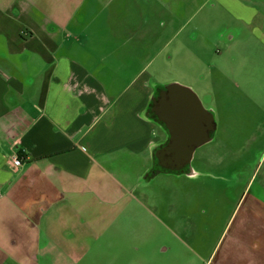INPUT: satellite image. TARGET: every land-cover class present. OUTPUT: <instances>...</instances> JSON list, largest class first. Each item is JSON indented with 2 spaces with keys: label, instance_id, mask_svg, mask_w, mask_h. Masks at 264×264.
I'll list each match as a JSON object with an SVG mask.
<instances>
[{
  "label": "crops",
  "instance_id": "crops-1",
  "mask_svg": "<svg viewBox=\"0 0 264 264\" xmlns=\"http://www.w3.org/2000/svg\"><path fill=\"white\" fill-rule=\"evenodd\" d=\"M219 1L264 45V0ZM169 7L0 0V264H38L36 247L135 229L125 213L150 198L145 177L170 138L149 114L162 88L150 71L154 28L169 27Z\"/></svg>",
  "mask_w": 264,
  "mask_h": 264
},
{
  "label": "rangeland",
  "instance_id": "rangeland-1",
  "mask_svg": "<svg viewBox=\"0 0 264 264\" xmlns=\"http://www.w3.org/2000/svg\"><path fill=\"white\" fill-rule=\"evenodd\" d=\"M166 1L150 71L162 88L197 93L214 114L211 139L185 172L145 177L150 198L125 211L135 229L36 247L38 264H264V45L219 0Z\"/></svg>",
  "mask_w": 264,
  "mask_h": 264
},
{
  "label": "water",
  "instance_id": "water-1",
  "mask_svg": "<svg viewBox=\"0 0 264 264\" xmlns=\"http://www.w3.org/2000/svg\"><path fill=\"white\" fill-rule=\"evenodd\" d=\"M163 105L156 110L160 121L170 133L167 151L173 153L178 169L189 164L195 149L211 139L214 130V114L202 103L195 91L180 84H170L161 91ZM155 101V96L152 99Z\"/></svg>",
  "mask_w": 264,
  "mask_h": 264
},
{
  "label": "flooded vegetation",
  "instance_id": "flooded-vegetation-1",
  "mask_svg": "<svg viewBox=\"0 0 264 264\" xmlns=\"http://www.w3.org/2000/svg\"><path fill=\"white\" fill-rule=\"evenodd\" d=\"M164 89L161 88L159 89L156 94H155V101L152 102L151 105V110L152 112L158 117L156 110L158 108H161L163 105V95L161 94V91ZM214 129H215V122H214ZM214 130H209L210 135H212ZM170 138L167 141V143H165L164 145H162L158 150H157V163L158 165H161L167 169L173 170V171H177V172H185L187 167L189 166V164H183L182 166H180V168L178 169H172V166H177L179 165L178 163L175 162V158L173 156V153L170 151L166 150L167 145L169 144Z\"/></svg>",
  "mask_w": 264,
  "mask_h": 264
},
{
  "label": "built area",
  "instance_id": "built-area-1",
  "mask_svg": "<svg viewBox=\"0 0 264 264\" xmlns=\"http://www.w3.org/2000/svg\"><path fill=\"white\" fill-rule=\"evenodd\" d=\"M12 161H13V165L18 168L20 165H22L23 163V158L20 157V156H14L12 158Z\"/></svg>",
  "mask_w": 264,
  "mask_h": 264
},
{
  "label": "trees",
  "instance_id": "trees-1",
  "mask_svg": "<svg viewBox=\"0 0 264 264\" xmlns=\"http://www.w3.org/2000/svg\"><path fill=\"white\" fill-rule=\"evenodd\" d=\"M156 117H157V116H156ZM156 117H155V115H153V118H154V119L160 121L159 118H158V117L156 118ZM160 122H162V121H160ZM159 170H160V169H158V168H156V167L154 168V171H155V172H158Z\"/></svg>",
  "mask_w": 264,
  "mask_h": 264
}]
</instances>
